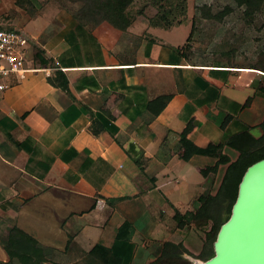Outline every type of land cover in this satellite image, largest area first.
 <instances>
[{
    "label": "crops",
    "instance_id": "1",
    "mask_svg": "<svg viewBox=\"0 0 264 264\" xmlns=\"http://www.w3.org/2000/svg\"><path fill=\"white\" fill-rule=\"evenodd\" d=\"M136 2L125 31L81 3L30 0L35 12L17 15L29 42L25 68L34 71L0 96V227L9 223L0 263L14 257L6 242L13 227L31 237L30 254L44 264H82L94 245L124 264L155 260L165 242L194 253L204 236L177 229L173 215L216 193L239 156L232 138L262 135L257 70L210 59L222 48L215 42L202 51L193 43L197 25L220 32L234 20L167 23L137 12ZM181 139L199 151L183 159ZM220 157L229 163L214 172ZM125 222L133 234L117 241Z\"/></svg>",
    "mask_w": 264,
    "mask_h": 264
},
{
    "label": "trees",
    "instance_id": "2",
    "mask_svg": "<svg viewBox=\"0 0 264 264\" xmlns=\"http://www.w3.org/2000/svg\"><path fill=\"white\" fill-rule=\"evenodd\" d=\"M72 3H81L97 17L103 19L115 29L125 31L131 21L127 13L128 8L135 0H69ZM24 3L27 6H24ZM264 0H246L244 3V15H253L260 10ZM16 5L26 9L27 14L32 15L35 8L30 2L17 0ZM2 18H0V21ZM164 19V18H163ZM39 52H35L34 58L38 59ZM41 64L44 60L38 59ZM257 70L256 68H248ZM263 86L260 91L264 94V71H260ZM56 81L62 89H66L67 82L61 72L56 73ZM262 135L258 139H253L249 134H241L230 140L228 145L239 151L237 160L230 163L225 171L224 177L216 193H204L198 198V209L186 212L183 215L175 212L172 219L177 229H184L187 233H195L192 229L200 231L204 236L203 245L197 255L190 252L182 243L165 242L162 244L159 256L147 264H192L184 256H190L199 261H205L213 255V243L216 239L220 226L227 220L231 208L236 200L238 185L246 169L253 163L264 158V121L260 125ZM180 143L185 147L187 155L183 159H188L191 155L199 151L189 141L181 139ZM219 146H216L218 148ZM211 146L208 147L210 149ZM229 163L223 157L219 158L216 166L211 170L216 171L218 164ZM193 227V228H192ZM206 227V231L203 229ZM133 234V229L129 223H124L116 232L117 241H129ZM7 244L11 247L16 259L26 258L30 255L32 239L27 234L13 227L7 238ZM195 248V247H194ZM84 264H124L123 257L113 252L112 249L101 245L92 246L83 258ZM10 261L2 264H9ZM43 260L35 259L34 264H42Z\"/></svg>",
    "mask_w": 264,
    "mask_h": 264
},
{
    "label": "rangeland",
    "instance_id": "3",
    "mask_svg": "<svg viewBox=\"0 0 264 264\" xmlns=\"http://www.w3.org/2000/svg\"><path fill=\"white\" fill-rule=\"evenodd\" d=\"M25 1L30 2V0ZM40 1L42 4H46L49 1H64L72 3L69 0ZM245 1L246 0H137L133 8H136L137 12L147 10L146 12L148 15L159 19L164 18L162 21L167 23L173 22L177 18L187 16H192L196 19H214L216 22H218V20L232 19L236 24L221 25L222 31L220 32H213V24L197 25L199 29H195L196 34L194 35L193 43H198V45L201 46L200 50L202 51L207 46L206 42H215L222 46V48L214 51L215 56L211 54L212 57L210 56V59L225 61L233 63L234 65H241L247 68H256L258 71H264V3L261 5L260 10L255 14L244 15ZM24 6H27V4L24 3ZM19 9L26 12V9L24 8L19 7ZM21 11H16L12 0H0V14L7 13V16L2 17L1 19L5 26L8 27L9 24L12 23L13 25H10L11 28L13 27L12 29L19 30V27L16 26L18 25L16 22L21 15ZM14 21L16 22L14 23ZM215 27L216 29L219 28L217 25ZM223 28H225V31H223ZM204 51L207 50L205 49ZM203 53L204 55H202L199 60L208 59V56L206 55L207 52ZM259 74L261 73H256V76L261 78V75ZM251 76V74L244 75L245 79ZM15 81L16 78L13 75L8 78L9 84ZM8 225L9 223L0 227V232H2V234L7 233L9 229ZM2 234H0V237L3 236ZM171 239L175 241L177 238ZM192 251L195 255L199 252V250ZM10 253V255H13L14 257L12 256L13 258H10L9 264H34L35 259L39 261L42 260V258L31 254L26 258L16 259L12 250H10ZM157 253H159V250ZM184 257L187 260L194 259L187 255ZM82 262V264H84V261Z\"/></svg>",
    "mask_w": 264,
    "mask_h": 264
},
{
    "label": "water",
    "instance_id": "4",
    "mask_svg": "<svg viewBox=\"0 0 264 264\" xmlns=\"http://www.w3.org/2000/svg\"><path fill=\"white\" fill-rule=\"evenodd\" d=\"M192 264H264V158L250 165L213 243V255Z\"/></svg>",
    "mask_w": 264,
    "mask_h": 264
},
{
    "label": "built area",
    "instance_id": "5",
    "mask_svg": "<svg viewBox=\"0 0 264 264\" xmlns=\"http://www.w3.org/2000/svg\"><path fill=\"white\" fill-rule=\"evenodd\" d=\"M29 42L20 31L5 26L0 21V96L8 88V78L23 80L29 71L25 68Z\"/></svg>",
    "mask_w": 264,
    "mask_h": 264
},
{
    "label": "bare ground",
    "instance_id": "6",
    "mask_svg": "<svg viewBox=\"0 0 264 264\" xmlns=\"http://www.w3.org/2000/svg\"><path fill=\"white\" fill-rule=\"evenodd\" d=\"M248 72V71H247ZM254 73H261L260 71H255Z\"/></svg>",
    "mask_w": 264,
    "mask_h": 264
}]
</instances>
